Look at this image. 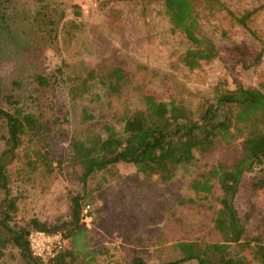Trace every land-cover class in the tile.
Here are the masks:
<instances>
[{
  "label": "rangeland",
  "instance_id": "rangeland-1",
  "mask_svg": "<svg viewBox=\"0 0 264 264\" xmlns=\"http://www.w3.org/2000/svg\"><path fill=\"white\" fill-rule=\"evenodd\" d=\"M221 1L235 14L246 9L257 12L244 28L225 10L210 15L200 8L198 22L215 57L194 70L181 61L191 43L183 33L172 31L162 0H49L58 19L50 32L39 31L32 23L43 0L6 3L7 18L0 24L3 92L24 98L31 75L42 71L53 84L58 114L68 120L46 133L26 136L19 157L9 164L11 197L16 204L13 226H24L33 218L47 223L67 220L70 197L80 195L82 209L90 205L93 220L88 228L93 244L102 251L96 256L101 264H132L135 256L149 264L161 263L171 260L175 240L209 238L218 207L213 196L220 190L215 185L211 196H197L191 184L202 171L199 168H182L172 180L160 183L121 162L83 183L65 158L68 134L81 127L100 129L104 117L110 121L125 107L142 108L144 99L156 102L159 112L165 113L170 101L195 109L212 97L215 85L264 83V0ZM75 5L81 16L74 15ZM115 62H124L133 83L120 97L108 96L99 84V75ZM86 68H95L98 77L88 83L89 91L79 94L77 75ZM83 109L96 118L82 123ZM37 151L53 160V171L36 160ZM232 157L218 148L198 165ZM257 175L254 169L244 174L234 199L239 216L252 213L254 223L264 215V189L252 186ZM192 199L196 203L179 202ZM0 264L26 263L19 249L8 245Z\"/></svg>",
  "mask_w": 264,
  "mask_h": 264
},
{
  "label": "trees",
  "instance_id": "trees-1",
  "mask_svg": "<svg viewBox=\"0 0 264 264\" xmlns=\"http://www.w3.org/2000/svg\"><path fill=\"white\" fill-rule=\"evenodd\" d=\"M10 1L0 0V24L7 18L6 3ZM48 1L43 0L32 18L33 25L42 32L54 30L58 20ZM162 4L172 31L183 33L191 43L181 56L182 63L190 70L215 57V49L198 22L200 8L210 15L225 10L226 16L244 28L257 12L246 9L235 14L221 0H162ZM74 15H82L78 5ZM96 76L95 68H86L77 75L81 83L77 87L79 94L89 91L88 83ZM99 78L108 96L120 97L133 86L124 62L113 63ZM27 83L30 89L24 98H18L4 93L0 82V259L7 246L12 245L19 249L26 264H101L96 256L102 251L93 244L92 231L81 222L83 197L80 195L70 197L67 220L47 223L33 218L24 226L11 224L16 204L11 197L9 164L19 157L26 136L46 133L62 121L68 122L57 112L49 77L37 70ZM223 84L215 85L212 97L195 109L170 101L168 111L161 113L156 102L144 99L142 108L125 107L122 112L116 111L110 121L104 117L100 129L81 127L68 134L65 162L77 169L83 183L95 173L124 162L160 183L172 180L182 168L195 166L202 170L191 184L198 197L211 196L214 186L219 187L220 193L213 196L218 207L214 210L209 238L177 239L171 260L156 264L192 260L197 264H264V215L254 223L252 213L241 218L234 204L246 172L257 170L252 186L264 189V83L247 87ZM73 94L76 96V92ZM95 118V114L83 109L82 123ZM218 148L232 153V159L198 165L200 159ZM35 154L48 171L54 170L52 159L39 151ZM62 163L60 160L59 165ZM179 202L196 203L193 199ZM249 225L253 227L248 228ZM34 229L61 231L65 235L66 246L49 263L34 258L29 251L26 237ZM132 264L149 263L135 256Z\"/></svg>",
  "mask_w": 264,
  "mask_h": 264
},
{
  "label": "built area",
  "instance_id": "built-area-1",
  "mask_svg": "<svg viewBox=\"0 0 264 264\" xmlns=\"http://www.w3.org/2000/svg\"><path fill=\"white\" fill-rule=\"evenodd\" d=\"M92 220L90 205H86L82 209L81 222L88 227ZM26 239L31 255L44 263H49L67 244L65 235L61 231L47 232L34 229L27 233Z\"/></svg>",
  "mask_w": 264,
  "mask_h": 264
}]
</instances>
